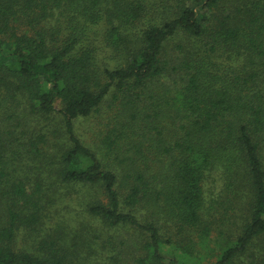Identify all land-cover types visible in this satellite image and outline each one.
<instances>
[{
	"label": "trees",
	"instance_id": "trees-1",
	"mask_svg": "<svg viewBox=\"0 0 264 264\" xmlns=\"http://www.w3.org/2000/svg\"><path fill=\"white\" fill-rule=\"evenodd\" d=\"M0 264H264V0H0Z\"/></svg>",
	"mask_w": 264,
	"mask_h": 264
},
{
	"label": "rangeland",
	"instance_id": "rangeland-1",
	"mask_svg": "<svg viewBox=\"0 0 264 264\" xmlns=\"http://www.w3.org/2000/svg\"><path fill=\"white\" fill-rule=\"evenodd\" d=\"M90 124H92V122H87L85 123V125H83V127L81 128V130L85 133L86 136L89 135V126ZM95 126V125H93ZM90 136V135H89Z\"/></svg>",
	"mask_w": 264,
	"mask_h": 264
}]
</instances>
